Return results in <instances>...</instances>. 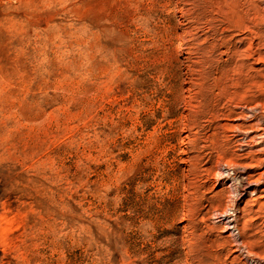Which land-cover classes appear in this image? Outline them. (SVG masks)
<instances>
[{"label":"rangeland","instance_id":"rangeland-1","mask_svg":"<svg viewBox=\"0 0 264 264\" xmlns=\"http://www.w3.org/2000/svg\"><path fill=\"white\" fill-rule=\"evenodd\" d=\"M263 26L264 0H0V264H246L219 166L258 165L229 71L236 43L264 77ZM239 203L264 259V191Z\"/></svg>","mask_w":264,"mask_h":264},{"label":"bare ground","instance_id":"bare-ground-1","mask_svg":"<svg viewBox=\"0 0 264 264\" xmlns=\"http://www.w3.org/2000/svg\"><path fill=\"white\" fill-rule=\"evenodd\" d=\"M262 33L264 35V26L262 27ZM261 38V44L264 45V36H261ZM251 49L252 46L249 50ZM231 50L234 53L232 61L234 64L229 73L232 76L230 79L231 82H235V88H246V85H248L247 82H251L252 84L249 86H251L252 89L246 88V92H253V89L255 88L261 92V95L264 98V79H262L264 77H253L250 75V72L247 71V64L244 63V61L250 56L245 57L243 55L240 57L238 54L241 51H239V47L236 43H234ZM260 51H258V53ZM261 62L264 63V61ZM236 108L243 109L241 114H244L243 116L248 120V123H252L249 127H256L254 132L258 133L259 138L251 137V135H248V132H238L237 136H242L240 139L243 143L242 146L250 148V151H248L244 160H254L258 165L249 166L230 161L219 166V176L224 180L222 184H225V186L230 189L231 198L229 205L223 211L218 212L217 218L220 223L224 225V228L230 231V237L233 240L234 247L246 260V264H264V259L255 257L252 249L243 240L240 229V218L245 209L242 208L243 204L239 203L240 199L244 196L249 200L251 198H254L255 200L257 196L264 191V173L260 174L257 178L250 174L249 171L256 167L261 168L264 164V160L261 159V156L264 155V148L259 149L258 151L251 150L254 147L252 146L254 141H257V144L264 145V103L256 104L255 100H246L244 101V105H239ZM239 158H242V156H239ZM247 206H249V203Z\"/></svg>","mask_w":264,"mask_h":264}]
</instances>
